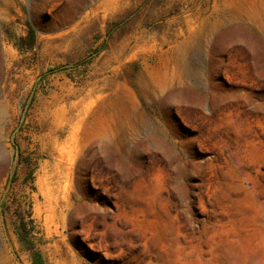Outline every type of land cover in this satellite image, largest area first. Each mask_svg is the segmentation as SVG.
I'll return each mask as SVG.
<instances>
[{
	"label": "rangeland",
	"instance_id": "1",
	"mask_svg": "<svg viewBox=\"0 0 264 264\" xmlns=\"http://www.w3.org/2000/svg\"><path fill=\"white\" fill-rule=\"evenodd\" d=\"M263 27L264 0H0V264H264Z\"/></svg>",
	"mask_w": 264,
	"mask_h": 264
},
{
	"label": "bare ground",
	"instance_id": "2",
	"mask_svg": "<svg viewBox=\"0 0 264 264\" xmlns=\"http://www.w3.org/2000/svg\"><path fill=\"white\" fill-rule=\"evenodd\" d=\"M58 135L59 137H63L64 130H59ZM69 140L71 141V146H69V150H66L65 147L61 146L62 148L59 150L60 151L59 155L61 158V163H63V161L66 158V161L69 163V166L71 168V172L75 174L76 169H77L76 167H77V158H78V145H77L78 140H77V128L76 127L71 129Z\"/></svg>",
	"mask_w": 264,
	"mask_h": 264
},
{
	"label": "trees",
	"instance_id": "3",
	"mask_svg": "<svg viewBox=\"0 0 264 264\" xmlns=\"http://www.w3.org/2000/svg\"><path fill=\"white\" fill-rule=\"evenodd\" d=\"M38 261L36 262V264H40L41 260L37 259Z\"/></svg>",
	"mask_w": 264,
	"mask_h": 264
}]
</instances>
